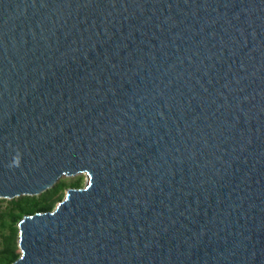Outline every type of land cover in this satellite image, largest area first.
Listing matches in <instances>:
<instances>
[{
    "label": "water",
    "instance_id": "1",
    "mask_svg": "<svg viewBox=\"0 0 264 264\" xmlns=\"http://www.w3.org/2000/svg\"><path fill=\"white\" fill-rule=\"evenodd\" d=\"M85 173L14 264H264V0H0V199Z\"/></svg>",
    "mask_w": 264,
    "mask_h": 264
},
{
    "label": "trees",
    "instance_id": "2",
    "mask_svg": "<svg viewBox=\"0 0 264 264\" xmlns=\"http://www.w3.org/2000/svg\"><path fill=\"white\" fill-rule=\"evenodd\" d=\"M65 182L56 186L40 196H22L9 200L8 207L0 211V264H14L21 256L19 246V223L26 215L37 212L51 211L56 208L64 198ZM81 187V182L69 186ZM1 201H5L0 199Z\"/></svg>",
    "mask_w": 264,
    "mask_h": 264
},
{
    "label": "rangeland",
    "instance_id": "3",
    "mask_svg": "<svg viewBox=\"0 0 264 264\" xmlns=\"http://www.w3.org/2000/svg\"><path fill=\"white\" fill-rule=\"evenodd\" d=\"M88 181V175L85 173V174H78V175H75V176H71V177H67V176H64L62 177L58 183L60 182H65L67 185H66V188L64 190V194L65 196L67 195V192L69 190V186L73 183H77V182H81V185L83 184H86ZM57 183V184H58ZM37 196H40V195H37ZM5 201H1L0 202V211H3L5 210L8 205H9V200H12V199H3ZM58 205V204H57ZM0 243H1V240H0Z\"/></svg>",
    "mask_w": 264,
    "mask_h": 264
}]
</instances>
